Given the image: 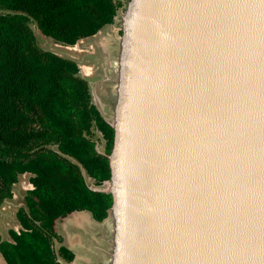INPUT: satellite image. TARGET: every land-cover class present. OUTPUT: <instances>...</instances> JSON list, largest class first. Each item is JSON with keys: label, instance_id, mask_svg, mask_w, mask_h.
I'll use <instances>...</instances> for the list:
<instances>
[{"label": "water", "instance_id": "obj_1", "mask_svg": "<svg viewBox=\"0 0 264 264\" xmlns=\"http://www.w3.org/2000/svg\"><path fill=\"white\" fill-rule=\"evenodd\" d=\"M121 3L115 264H264V0Z\"/></svg>", "mask_w": 264, "mask_h": 264}, {"label": "trees", "instance_id": "obj_2", "mask_svg": "<svg viewBox=\"0 0 264 264\" xmlns=\"http://www.w3.org/2000/svg\"><path fill=\"white\" fill-rule=\"evenodd\" d=\"M121 6L0 0V209L20 176L29 175L32 186L16 212L20 230L0 241L6 264L71 263L75 255L60 244L55 222L82 211L102 222L114 205V196L91 190L86 177L100 187L114 176L118 133L94 105L78 64L42 49L31 25L73 47L112 24Z\"/></svg>", "mask_w": 264, "mask_h": 264}, {"label": "rangeland", "instance_id": "obj_3", "mask_svg": "<svg viewBox=\"0 0 264 264\" xmlns=\"http://www.w3.org/2000/svg\"><path fill=\"white\" fill-rule=\"evenodd\" d=\"M122 1L125 2V0ZM118 14L119 16L116 18L120 25L118 26L117 24L115 28H120L119 31H108L112 27L105 26L99 31L100 33L98 32L91 38L80 40L73 47L55 43L50 38L40 35L36 30L35 24L31 25L37 43L42 49L51 51L65 59L73 60L78 64L80 76L89 83L94 105L104 120L112 126L118 124L119 114L117 109L119 101H121V89L120 91L118 88L116 89L118 86L116 79L122 75V67L125 62V51L123 49V38L126 30V22L123 19L125 15L120 11H118ZM106 94H110V96L107 98ZM97 149L102 154L104 152V145L99 146ZM27 178L28 175H25L21 179H24V182L27 183ZM86 180L91 190L109 193L108 191L112 189L110 183H104L102 186L97 187L89 178L86 177ZM25 191L20 190V193L16 195L14 200L11 199L8 201L11 202V205H7L9 208L6 207L5 211L0 210V218L3 215H11L10 220L6 216L4 217V222L0 220L1 234L4 228H15L18 226L14 212L19 205L24 204L22 195H25ZM110 226L111 224L107 221L94 225L90 234V241L82 243V246H79V250L76 251V255L78 258L80 257L78 264L116 263L117 246L114 242L115 233ZM63 264L65 263L63 262Z\"/></svg>", "mask_w": 264, "mask_h": 264}, {"label": "crops", "instance_id": "obj_4", "mask_svg": "<svg viewBox=\"0 0 264 264\" xmlns=\"http://www.w3.org/2000/svg\"><path fill=\"white\" fill-rule=\"evenodd\" d=\"M119 2H122V0H119ZM118 24V20L117 18L115 19V21H113V23L109 26L106 27H112V29L108 30L111 32L114 31H119L120 28H115L116 25ZM120 24H118L119 26ZM107 32V31H106ZM22 177H25V175H22L19 177L18 183L14 186L13 189V200L16 198V195H18V193H20V190H29V175L27 178V183L24 182V179H21ZM26 179V178H25ZM25 191V192H26ZM17 192V193H16ZM22 198H24V195H22ZM7 205H11V202L6 201L4 203L3 208H1V211H5L6 207H8ZM20 207L23 205H19ZM19 206L17 208V210L19 209ZM9 208V207H8ZM17 210L14 212V217L16 218V212ZM10 211V210H8ZM9 218V220L11 219V215H3L0 220L4 222V217ZM17 221V219H16ZM59 221V222H58ZM58 222V223H57ZM103 222V221H102ZM101 222H96L91 213L87 212V211H82V212H73L70 215H68L67 217L63 218V219H59L55 222V232L56 234L60 237L61 239V245L64 246L66 249H68L69 251H71L74 255L75 258L71 263H65V264H78V261L80 260V257L78 258V256L76 255V251L79 250V246H82V243H84L85 241H90V234L91 231L93 230L92 228H94V225L96 224H100ZM18 226L15 228H11V227H7L4 228L2 230V234L0 233V241H5L8 240V232L10 230H15V231H19L20 230V225L17 221ZM110 231V228H109ZM0 264H6V261L3 257V255L0 252ZM63 264V262H62Z\"/></svg>", "mask_w": 264, "mask_h": 264}, {"label": "flooded vegetation", "instance_id": "obj_5", "mask_svg": "<svg viewBox=\"0 0 264 264\" xmlns=\"http://www.w3.org/2000/svg\"><path fill=\"white\" fill-rule=\"evenodd\" d=\"M110 96V94H106V97L108 98ZM103 101H104V99H103Z\"/></svg>", "mask_w": 264, "mask_h": 264}]
</instances>
